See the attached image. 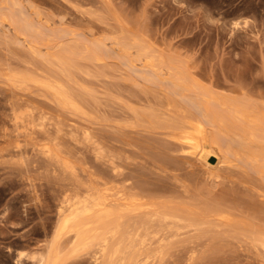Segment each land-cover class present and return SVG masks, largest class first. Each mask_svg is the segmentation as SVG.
Wrapping results in <instances>:
<instances>
[{
    "label": "rangeland",
    "instance_id": "rangeland-1",
    "mask_svg": "<svg viewBox=\"0 0 264 264\" xmlns=\"http://www.w3.org/2000/svg\"><path fill=\"white\" fill-rule=\"evenodd\" d=\"M18 5L30 30L21 23ZM97 43L105 47L101 55ZM122 45L135 68L124 62L129 59L122 57ZM145 51L201 73L204 87L213 77L217 92L233 95L230 87L241 82L264 90V0H0V264H39L58 232L63 200L98 183L127 187L139 199L142 187L171 189L181 181L191 196L176 201L200 209L227 201L237 214L264 225L263 176L233 154L206 159L216 165L207 176L190 144L178 139L176 126L139 120V98L159 103L146 94L139 76V56ZM51 53L67 54L73 68L63 74L47 62ZM41 119L47 121L45 130L35 125ZM83 131L119 154L116 169L83 141ZM191 133L187 136L195 137ZM54 137L61 144L60 161L42 154ZM114 170L122 173L118 179ZM231 233L182 235L186 241L163 253L152 251L140 264H264V250ZM70 243L66 240L56 264H93L92 253L72 257Z\"/></svg>",
    "mask_w": 264,
    "mask_h": 264
},
{
    "label": "bare ground",
    "instance_id": "bare-ground-1",
    "mask_svg": "<svg viewBox=\"0 0 264 264\" xmlns=\"http://www.w3.org/2000/svg\"><path fill=\"white\" fill-rule=\"evenodd\" d=\"M17 7L19 17L22 20L21 23L30 30L33 28L32 24L26 19L19 5ZM94 48L97 49L96 52L100 49L102 52L105 50L102 43H97ZM78 51L76 50L79 55ZM120 51L122 57L129 59V49L125 45L120 46ZM51 54L47 58V62L60 66L63 74L68 73L73 68L74 64L70 61L71 58L67 57V54L66 56L58 55L59 53ZM149 54L145 51L139 56V76L144 78L143 86L146 94L152 93L159 103L152 105L151 102L139 98V120L147 118L151 123L176 126L179 130L178 139L190 144L194 156L204 162L205 170L209 172L207 176L210 174L211 177L215 170L213 168L216 167V165L208 163L207 160H216L217 156L222 159L227 154H233L242 161L245 168L249 167L250 170L252 169L264 178V90L254 82L250 86L241 82L237 86L234 84L235 86L230 87L233 95L217 92L214 89H217L218 85L213 81V77H209L210 87H204L201 81V73L191 72L185 65L161 57L162 55L154 57ZM108 55L110 54L108 53ZM125 61L127 65L130 63V68L136 67L131 59L128 60L129 62ZM65 85L66 83H64ZM68 85L65 88H71ZM72 94H74L73 97L77 95L74 92ZM255 96L259 98V101L254 99ZM78 101L75 104H78ZM29 116L31 117V114ZM16 120L22 121V124L25 125L28 123L27 121L24 123L25 121L19 116ZM38 122L36 121L35 125L37 124L36 126H39L41 130H45L44 128L48 125L47 121L43 120L39 124ZM29 131L32 135L35 128ZM87 131H83V136H80L84 138L83 141L91 144L95 154L100 155V158L103 156L108 158L112 168L116 169L118 164L115 161L120 159L119 154L112 153V149L110 148L111 151L108 150L106 146L102 145L103 143L101 144L97 140L93 141L91 133ZM61 132L64 131L61 130ZM189 132L194 133L195 137L187 136ZM54 138L55 142L52 140V145H46L42 154L45 155L46 159L60 161L61 151L59 147L61 144L56 137ZM77 138L78 136L75 134L74 140ZM121 160L119 161L121 162ZM165 168L167 169V167L163 169L165 170ZM113 174L118 179L122 173L114 170ZM214 174L213 176H215ZM178 179L180 180V178ZM175 180L179 182L177 178ZM98 186L100 187L87 185L83 191L76 190L73 195H69L63 200L62 204L64 205L61 206L63 217L56 230L58 232L49 244L47 257L41 258L38 261L39 264H56L60 260L62 246L66 240H70L74 245L72 257L78 255L79 252L92 253L93 264H140L141 259H144L152 251L160 250L162 252L170 245L186 241V239H180L182 235L186 234H189L190 237L200 238L213 233L214 235L217 233V236H220L218 234L225 236L226 233L234 232L241 235L244 241L252 247L264 250V225L256 223L250 216L248 218L243 214H237L236 208L231 207L223 199L221 203H217V200L215 204L210 202L209 205L213 206L206 209L176 201L179 196H191L190 187L181 181L174 188L170 186L171 189H164L163 186L155 188L141 186L143 189H139V199L136 194H133L135 192L133 187L131 189L134 192L131 193L130 189H126L127 187L123 189L110 187L107 184L100 185L99 183ZM199 195L198 197H200ZM179 198L181 199V197ZM193 198L196 200L197 197ZM199 199H203V195ZM206 201L205 199L203 204ZM244 208L247 207L244 205ZM246 210L248 211V208ZM250 211L255 214L254 209L251 208ZM256 215L257 213L254 215L257 218ZM134 231L135 233L139 231L136 234L139 238L134 237L136 236L133 234Z\"/></svg>",
    "mask_w": 264,
    "mask_h": 264
}]
</instances>
